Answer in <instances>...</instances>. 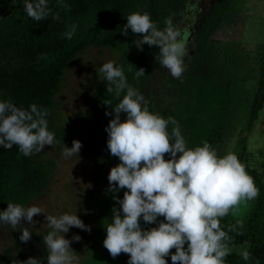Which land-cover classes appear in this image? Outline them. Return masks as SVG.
I'll return each instance as SVG.
<instances>
[{
    "label": "clouds",
    "instance_id": "9594fccd",
    "mask_svg": "<svg viewBox=\"0 0 264 264\" xmlns=\"http://www.w3.org/2000/svg\"><path fill=\"white\" fill-rule=\"evenodd\" d=\"M57 4L71 11L64 0H57ZM24 12L36 22L47 20L49 15L59 19L58 12L52 13L49 0H24ZM78 27L69 25L62 37L71 40ZM129 29L142 36L133 41L138 50L142 51L144 44L157 46L156 61L174 79H183L189 55L187 38L171 18L160 29L148 12H134L127 16L121 34L127 36ZM96 71L107 93L118 100L114 107L110 100L104 102L111 109L105 115L114 113L105 128L107 149L120 161L107 177L106 191L118 205L111 209V221L104 225L103 246L111 257L128 254L127 264H168L169 256L172 264H227V257L235 251L244 261L252 260L250 245L238 247L230 235H243L244 221L236 218L238 209L260 193L247 166L234 153L221 156L206 141L189 147L178 121L150 111L145 96L128 83L123 67L115 61L103 63ZM143 76L145 69L140 68L134 79L138 82ZM49 114L47 108L35 103L23 109L11 99L0 100V147L16 146L20 154L30 157L46 145H56L55 133L49 130ZM81 148L79 140H73L71 148L63 143L61 157H79ZM122 190L121 198L118 193ZM41 213L46 214L49 229L42 237L47 264H80V255L70 245L81 237L73 235L69 240L65 234L72 227L90 232L91 226L76 214L54 216L37 205L8 202L0 211V226L20 230L19 239L27 243L32 231L22 221L34 227L38 222L33 218ZM229 215L235 222L225 228L221 222ZM141 222L155 226L145 228ZM20 264H42V260L29 257Z\"/></svg>",
    "mask_w": 264,
    "mask_h": 264
},
{
    "label": "rangeland",
    "instance_id": "374dc122",
    "mask_svg": "<svg viewBox=\"0 0 264 264\" xmlns=\"http://www.w3.org/2000/svg\"><path fill=\"white\" fill-rule=\"evenodd\" d=\"M156 1L159 2L156 10L159 28L163 29L165 21L171 18L173 25L186 35L189 55L185 58L187 70L182 80L174 79L154 60L151 77L138 88L148 101L150 111L165 118L173 116L189 147L201 146L202 142H208L212 132H218L214 135V140L221 138L215 147L218 153L236 154L264 182V104L258 117L254 120L251 117L264 65V0ZM11 3L15 4L16 0ZM143 7L147 8V4ZM218 16L221 22L210 32ZM240 16L245 19L236 30L234 24ZM205 34H210L208 41ZM135 37L139 39L140 35ZM118 42L121 48L129 50L127 40ZM123 60V53L116 47L91 45L70 63L55 98L50 131L57 140L59 130H68L70 138L64 144L71 148L72 141L79 140L82 143L79 157L63 159V144L59 142L53 147L46 145L42 152L32 155L34 163L45 167L50 177L41 193L29 196L21 204L40 206L54 216L76 214L85 225L91 226L90 232L72 227L65 234L69 240L73 235L81 237L79 242L73 241L70 245L80 255V264H105L109 254L103 246L104 225L111 221V209L118 205L112 193L106 191L107 177L118 158L112 157L107 149L105 131L114 117L97 111L94 95L97 86L103 83L96 70L108 61H115L119 66ZM124 119L122 113L121 120ZM118 195L122 198L123 190ZM251 203L238 209L237 219L248 216ZM45 215L41 213L33 218L38 222L34 227L22 221L32 231L27 243L19 239L20 230L0 226V262L3 257L22 261L36 257L47 264V251L42 242L49 231Z\"/></svg>",
    "mask_w": 264,
    "mask_h": 264
},
{
    "label": "trees",
    "instance_id": "16d2710c",
    "mask_svg": "<svg viewBox=\"0 0 264 264\" xmlns=\"http://www.w3.org/2000/svg\"><path fill=\"white\" fill-rule=\"evenodd\" d=\"M64 3L70 6L71 11L59 7L57 0H49L52 13L58 12L59 19L53 20L52 15H49L47 20L36 22L24 12V0H16L15 4L11 0H0V100L11 99L23 109H28L33 103L47 108L50 113L47 117L49 130L51 115L56 107L55 98L61 91L66 70L88 46H112L121 51L124 60L119 66L123 67L128 83L137 89L145 79L151 77L157 55V46L149 47L144 44L143 50H138L133 43L138 34L132 33L131 29L127 36L121 34V29L127 23V16L134 12H148L159 27L156 16L159 2L156 0L145 3L141 0L133 3L123 0H64ZM144 4H147V8L143 7ZM220 17L218 16L210 32L218 27L222 19ZM71 24L79 27L73 38L68 40L62 37V33ZM207 34L205 41L210 38V34ZM139 35L141 39L142 36ZM118 40H127L130 43L129 50L121 48ZM140 68L145 69V76L140 77L137 82L134 74ZM94 97L97 111L104 116L106 111H111L104 102L110 100L113 107L118 102L112 94L107 93L105 82L97 86ZM263 104L264 65L251 107L253 120L258 117ZM106 117H114V113ZM215 133L218 132H212L208 140L214 148L221 143V138L214 140ZM69 138L68 130L57 132L60 145ZM118 160L113 161L112 167L120 163ZM244 164L260 193L257 199L251 201V210L243 220V235H230L234 236L237 246L248 243L253 258L246 262L234 251L227 257V264H255L257 260L259 264H264V182L254 169ZM49 177L50 173L45 167L36 165L32 156L24 157L16 146L12 149L0 147V211L7 208L8 202L22 204L29 196L41 193L47 186ZM234 222L229 215L221 223L226 228ZM141 223L145 228L155 226ZM172 251L174 253L175 250ZM128 259V254L122 253L115 259L108 254L105 264H127ZM166 260L168 264H172L170 256ZM20 262L23 261L16 257H11L10 260L3 257L0 264Z\"/></svg>",
    "mask_w": 264,
    "mask_h": 264
},
{
    "label": "crops",
    "instance_id": "0c3cea01",
    "mask_svg": "<svg viewBox=\"0 0 264 264\" xmlns=\"http://www.w3.org/2000/svg\"><path fill=\"white\" fill-rule=\"evenodd\" d=\"M244 17L243 16H240V18L238 19V22H235V24H234V28H236V30L238 29V27L239 26H241L242 24H243V22H244ZM229 31H231V30H229ZM238 33V32H237Z\"/></svg>",
    "mask_w": 264,
    "mask_h": 264
},
{
    "label": "flooded vegetation",
    "instance_id": "af4514ba",
    "mask_svg": "<svg viewBox=\"0 0 264 264\" xmlns=\"http://www.w3.org/2000/svg\"><path fill=\"white\" fill-rule=\"evenodd\" d=\"M119 161V160H118ZM120 162V161H119ZM119 164V163H118Z\"/></svg>",
    "mask_w": 264,
    "mask_h": 264
}]
</instances>
